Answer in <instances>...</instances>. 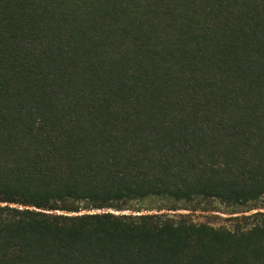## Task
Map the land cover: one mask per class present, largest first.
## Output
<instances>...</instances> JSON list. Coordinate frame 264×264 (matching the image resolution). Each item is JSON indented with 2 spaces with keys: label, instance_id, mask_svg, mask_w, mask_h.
<instances>
[{
  "label": "trees",
  "instance_id": "16d2710c",
  "mask_svg": "<svg viewBox=\"0 0 264 264\" xmlns=\"http://www.w3.org/2000/svg\"><path fill=\"white\" fill-rule=\"evenodd\" d=\"M0 264H264V0H0Z\"/></svg>",
  "mask_w": 264,
  "mask_h": 264
},
{
  "label": "rangeland",
  "instance_id": "374dc122",
  "mask_svg": "<svg viewBox=\"0 0 264 264\" xmlns=\"http://www.w3.org/2000/svg\"><path fill=\"white\" fill-rule=\"evenodd\" d=\"M223 208V207H222ZM221 210H223V209H221ZM184 212H187V211H184ZM195 213V215L197 216V217H199V218H201V219H212V218H214V216H218V217H216V219L218 220V221H223L222 219H221V216L222 217H225V216H227V213H224V212H222V211H214V212H212V211H197V212H194ZM213 214H217V215H213ZM220 217V218H219Z\"/></svg>",
  "mask_w": 264,
  "mask_h": 264
}]
</instances>
